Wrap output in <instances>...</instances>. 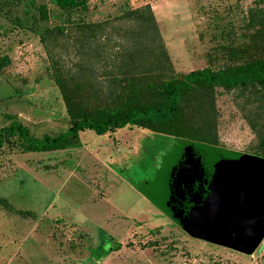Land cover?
Instances as JSON below:
<instances>
[{
  "label": "rangeland",
  "instance_id": "rangeland-1",
  "mask_svg": "<svg viewBox=\"0 0 264 264\" xmlns=\"http://www.w3.org/2000/svg\"><path fill=\"white\" fill-rule=\"evenodd\" d=\"M84 2L69 15L52 0H19L2 12L0 127L17 121L37 138L64 132L68 116L57 75L164 79L221 68L229 63L228 49L253 46L264 15V0ZM39 5L47 13L40 22ZM13 17L28 28L13 26ZM31 21L52 35L41 40ZM103 22L109 27L95 28L94 41L86 42L84 27ZM213 95L215 146L257 156L255 131L262 129L264 106L236 91ZM182 146L135 127L103 136L79 132L75 144L50 152L4 145L0 264H264V238L250 256L206 244L189 238L144 198Z\"/></svg>",
  "mask_w": 264,
  "mask_h": 264
},
{
  "label": "trees",
  "instance_id": "trees-1",
  "mask_svg": "<svg viewBox=\"0 0 264 264\" xmlns=\"http://www.w3.org/2000/svg\"><path fill=\"white\" fill-rule=\"evenodd\" d=\"M17 3L19 0H0V17ZM52 3L67 15L85 5L84 0H52ZM35 11L37 21L47 20L44 5H39ZM31 22L35 29L39 28L36 21ZM11 24L18 29L28 28L22 25L19 17H13ZM256 25L253 46L228 49L229 63L214 70L205 67L164 79L153 74L128 73L111 77L108 74L102 79L105 84L98 79L82 81L72 75L54 76L68 116L66 130L52 137L37 138L21 123L12 121L0 127V152L4 145L18 147L22 153L63 150L76 143L79 132L91 131L103 136L132 127L148 130L157 137L173 138L181 145L224 151L226 149L215 146L214 91H236L245 98H256L264 106V15ZM108 27L109 22L91 28L85 26L86 42L94 41L95 28L104 31ZM56 30L61 32L59 27ZM37 31L43 41L52 35L48 28ZM261 128L255 131L258 138L256 157L264 159V119Z\"/></svg>",
  "mask_w": 264,
  "mask_h": 264
},
{
  "label": "water",
  "instance_id": "water-1",
  "mask_svg": "<svg viewBox=\"0 0 264 264\" xmlns=\"http://www.w3.org/2000/svg\"><path fill=\"white\" fill-rule=\"evenodd\" d=\"M173 157L144 198L189 238L252 255L264 237V159L193 144Z\"/></svg>",
  "mask_w": 264,
  "mask_h": 264
},
{
  "label": "flooded vegetation",
  "instance_id": "flooded-vegetation-1",
  "mask_svg": "<svg viewBox=\"0 0 264 264\" xmlns=\"http://www.w3.org/2000/svg\"><path fill=\"white\" fill-rule=\"evenodd\" d=\"M243 154V153H242ZM247 155H249V154H247ZM184 233V232H183ZM264 238V237H263ZM205 243V242H204ZM261 243V242H260ZM206 244H209V243H206ZM210 245H212V244H210ZM213 246H215V245H213ZM218 247V246H217ZM220 248H223V247H220ZM223 249H225V248H223ZM228 250V249H227ZM233 252V251H232Z\"/></svg>",
  "mask_w": 264,
  "mask_h": 264
}]
</instances>
